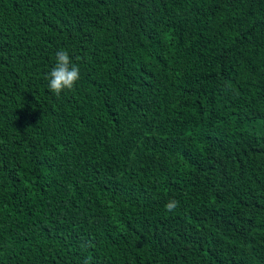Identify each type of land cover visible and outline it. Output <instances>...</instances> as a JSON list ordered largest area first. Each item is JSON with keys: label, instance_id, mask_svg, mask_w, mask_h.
<instances>
[{"label": "trees", "instance_id": "16d2710c", "mask_svg": "<svg viewBox=\"0 0 264 264\" xmlns=\"http://www.w3.org/2000/svg\"><path fill=\"white\" fill-rule=\"evenodd\" d=\"M0 264H264V0H0Z\"/></svg>", "mask_w": 264, "mask_h": 264}, {"label": "clouds", "instance_id": "9594fccd", "mask_svg": "<svg viewBox=\"0 0 264 264\" xmlns=\"http://www.w3.org/2000/svg\"><path fill=\"white\" fill-rule=\"evenodd\" d=\"M48 87L55 95L59 96L62 91L71 90L80 78V69L74 64L67 50L60 49L55 54V66L47 74ZM179 206V201L170 200L165 209L174 212Z\"/></svg>", "mask_w": 264, "mask_h": 264}]
</instances>
